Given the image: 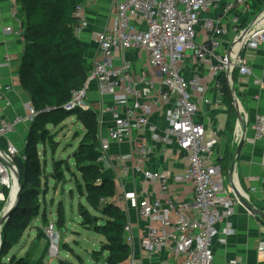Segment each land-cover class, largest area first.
Segmentation results:
<instances>
[{
	"label": "built area",
	"instance_id": "2783aa9c",
	"mask_svg": "<svg viewBox=\"0 0 264 264\" xmlns=\"http://www.w3.org/2000/svg\"><path fill=\"white\" fill-rule=\"evenodd\" d=\"M88 1L95 3L97 0ZM221 1L116 0L112 24L94 36L99 52L86 83L73 94L66 106L69 112L74 109L90 110L88 92L95 83L100 96L111 99V103L101 108L99 119L102 123L103 117L111 116L113 122L107 137L98 141L101 154L98 163L103 169L119 168L124 175H141L146 180L159 182L164 192L168 191L172 182L193 187L194 198L189 203H178L172 198L165 202L151 201L140 198L134 192L124 195L140 219L159 224L149 231L148 250L170 251L177 259L174 264H215L211 245L218 234L216 226L232 217L235 207L241 205L234 189L225 185L222 168L215 162L218 138L215 135L209 137L206 128L196 122L199 107L194 91L206 94L207 88L200 78L189 80L183 73V63L187 53L191 52L197 65L209 71L207 83L218 79L222 73L230 79L231 73L236 70L242 76L251 74V67L247 58L242 56L241 49L244 40L243 51H254L264 45V23L261 24L258 18L244 28L238 15L231 18V25L206 16ZM241 7L247 8L246 0H232L226 4L224 13L231 14ZM74 16L78 19L76 33L80 34L89 27L82 4L76 6ZM200 24L209 38L207 46L196 42ZM23 33V29L16 32L18 36ZM231 34L234 35L232 50L222 56L216 55L215 51ZM237 44L240 45L238 49ZM142 50L154 71L153 78L135 75L132 62L125 58L129 52ZM217 88L220 89L219 83ZM10 91L11 88L4 85L0 78V104L5 108L11 107L7 97ZM165 105L171 107L168 128L165 136L155 134L153 140L165 146L177 144L188 161L184 171L175 175L146 170L144 167L152 148L142 141L137 143L134 153H110L113 144H130L135 133H144L150 126L153 112ZM38 115L32 102L26 104L24 115H16L12 120L5 119L0 108V139L7 142L5 150L0 148V186L6 190H10L9 176L12 179V173L16 175L18 172L15 160L21 155L18 147L8 142V136L20 124L31 125ZM253 129L256 139L264 140V117L256 118ZM3 213L0 211V222ZM129 230L130 227L126 226L125 233ZM46 235L50 240L47 255L57 258L60 234L56 224L46 226ZM261 254L264 255V248ZM227 264L243 263L236 259Z\"/></svg>",
	"mask_w": 264,
	"mask_h": 264
},
{
	"label": "crops",
	"instance_id": "0c3cea01",
	"mask_svg": "<svg viewBox=\"0 0 264 264\" xmlns=\"http://www.w3.org/2000/svg\"><path fill=\"white\" fill-rule=\"evenodd\" d=\"M75 1L84 6L89 20V27L78 34L84 49L85 62L88 64L89 76L99 52L94 36L112 24L116 0H97L95 3H90L88 0ZM230 1L232 0H222L216 9L206 16L231 25V18L238 15L244 28L258 18L261 21L264 17V5L260 4V0H246L247 8L241 7L226 15L224 9ZM0 10L2 12L0 16V78L4 85L11 88L7 95L11 107L5 108L3 104H0V108L4 111L5 119L12 120L16 115H24L26 104L31 102L19 76L25 43L23 36H18L16 32L24 30L25 26L24 20L17 16L19 9L16 6V0H0ZM197 31V44L207 46L209 38L202 24L198 26ZM233 45L234 35L231 34L215 51V54L222 56L230 52ZM236 46H238L236 49L240 47L238 44ZM242 56L247 58L252 72L250 75L242 76L238 71L237 80L233 84L228 79L230 86L235 90L234 97L238 102L231 131L227 130L229 111L224 104L222 92L217 88L218 79L207 83L209 71L197 65L191 52L187 53L183 63V73L189 80L195 77L200 78L207 88L206 94L194 91V99L199 107L196 122L206 128L209 137L215 135L218 138L214 153L215 162L222 168L225 185L233 189L238 186V190L249 199L250 204L264 212V140L256 139L253 129L256 118L264 117V45L254 51H243ZM125 58L132 62L135 75L154 77V71L149 65L145 51L129 52ZM206 100L208 102H205ZM109 103L111 99L102 98L97 85L93 83L89 88L87 104L89 109L97 114L98 120L101 108ZM170 111L169 105L155 110L150 118V126L144 133H135L133 142L130 144L122 146L113 144L110 153L123 155L134 153L139 141L146 142L152 148L149 161L144 167L146 170L180 174L188 167V161L178 145L174 143L172 146H165L153 140L155 134L165 136ZM238 113L242 117V123L238 119ZM112 123L111 116L103 117V122H100L99 138L107 137ZM30 128L31 125L20 124L8 136V142L18 147L21 155L25 154ZM227 152L229 164L225 171L222 160ZM104 175L114 181L118 205L127 218V226L130 227L126 233L130 256L123 264L176 263L177 259L168 250L156 252L148 250L146 243L149 231L159 224L140 219L137 211L130 207V202L124 199V195L134 192L140 198L151 201L165 202L172 198L178 203H189L194 198L193 187L189 184L172 182L168 191L164 192L159 182L146 180L138 174L124 175L119 168L112 167L104 169ZM9 199L10 195L6 198L5 188L0 186V209L4 205L6 209ZM216 231L218 234L211 245L215 264H227L236 259L241 260L243 264H264V255L261 254V249L264 248V221L259 216L248 212L242 204L235 207L232 217L226 218L216 226Z\"/></svg>",
	"mask_w": 264,
	"mask_h": 264
},
{
	"label": "trees",
	"instance_id": "16d2710c",
	"mask_svg": "<svg viewBox=\"0 0 264 264\" xmlns=\"http://www.w3.org/2000/svg\"><path fill=\"white\" fill-rule=\"evenodd\" d=\"M260 4L264 5V0H260ZM77 5L75 0H16L17 16L24 20L25 26L22 35L25 49L19 76L39 115L31 124L25 154L15 160L22 194L19 205L2 229L0 264H43L42 259L47 256L49 245L39 260H35L29 251L24 255H11L10 252L21 243L30 222L38 216L41 174L44 173L38 161L39 140L53 144L54 138L47 127L61 125L70 115L77 116L86 128L74 159L87 190L86 202L100 215L91 216L82 208L87 220L85 224L89 226L91 221L97 220L92 225L94 233L104 238L99 253L106 255L105 264H123L130 256L125 233L127 218L118 205L115 183L104 175L103 166L98 163L101 154L97 114L92 110L69 112L66 109L73 94L85 85L89 69L76 33L78 19L74 11ZM237 77L238 70L234 72V81ZM218 82L229 111L227 130L231 131L236 109L230 82L224 73L219 75ZM6 147V140L0 139V148L5 150ZM228 156L227 152L222 160L225 171ZM8 195L9 190L5 189L6 198Z\"/></svg>",
	"mask_w": 264,
	"mask_h": 264
},
{
	"label": "rangeland",
	"instance_id": "374dc122",
	"mask_svg": "<svg viewBox=\"0 0 264 264\" xmlns=\"http://www.w3.org/2000/svg\"><path fill=\"white\" fill-rule=\"evenodd\" d=\"M47 131L53 136L54 143L40 139L37 146L38 161L44 172L41 174L38 216L30 222L21 243L10 254L29 251L35 260L42 259L50 245L46 226L53 223L60 234V252L57 258L47 255L42 259L43 264H105L106 255L99 253L105 241L94 233L92 225L97 220L87 226L82 208L91 216L100 215L86 202L87 190L74 159L86 128L77 116L70 115L61 125L48 126ZM15 192L13 185L9 190L8 205L13 202Z\"/></svg>",
	"mask_w": 264,
	"mask_h": 264
},
{
	"label": "water",
	"instance_id": "95a60500",
	"mask_svg": "<svg viewBox=\"0 0 264 264\" xmlns=\"http://www.w3.org/2000/svg\"><path fill=\"white\" fill-rule=\"evenodd\" d=\"M245 40L241 49V53L244 50L245 47ZM234 72L233 71L230 75V81L231 84L234 83ZM231 95L233 98V104L235 105V107L238 109V102L236 101L234 95H235V90L233 87H231ZM79 109H74L70 112H76ZM238 119L239 121L242 123V117L240 116V113H238ZM16 177H17V184H18V192H17V196H16V200L15 202L12 204V206L9 208L7 214H5V216L2 218L1 222H0V226H1V230H0V252L3 246V242H2V229L3 226L7 223V221L11 218V216L13 215L14 211L16 210L17 206L20 203V199H21V194H22V185H21V180H20V175L19 172H16ZM234 193L237 197V199L240 201V203L248 210V212H250L252 215L255 216H259L263 221H264V212H262L261 210L257 209L256 207L252 206L249 202V199L242 194V191L238 190L237 188H234ZM5 211V209H4Z\"/></svg>",
	"mask_w": 264,
	"mask_h": 264
},
{
	"label": "bare ground",
	"instance_id": "6f19581e",
	"mask_svg": "<svg viewBox=\"0 0 264 264\" xmlns=\"http://www.w3.org/2000/svg\"><path fill=\"white\" fill-rule=\"evenodd\" d=\"M264 19V17L261 19V24L263 23V20ZM9 178H10V183H9V185H10V188L14 185L15 186V189H16V192H15V196H14V199H13V202L10 204V205H8V206H6V209H5V211H4V213H3V217L5 216V214H7V212H8V210H9V208L12 206V204L15 202V200H16V196H17V192H18V184H17V177H16V175L14 174V173H12V179H11V176H9ZM5 180H7V176H6V179ZM7 183V182H6ZM237 187V189H238V186H236ZM2 217V218H3Z\"/></svg>",
	"mask_w": 264,
	"mask_h": 264
}]
</instances>
